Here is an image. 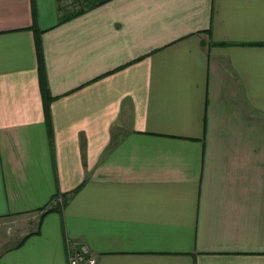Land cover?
<instances>
[{
    "label": "crops",
    "instance_id": "0c3cea01",
    "mask_svg": "<svg viewBox=\"0 0 264 264\" xmlns=\"http://www.w3.org/2000/svg\"><path fill=\"white\" fill-rule=\"evenodd\" d=\"M59 4L0 0V264H264V0Z\"/></svg>",
    "mask_w": 264,
    "mask_h": 264
},
{
    "label": "built area",
    "instance_id": "2783aa9c",
    "mask_svg": "<svg viewBox=\"0 0 264 264\" xmlns=\"http://www.w3.org/2000/svg\"><path fill=\"white\" fill-rule=\"evenodd\" d=\"M66 12H75L83 8L87 0H58ZM95 256L86 245L76 244L68 257V264H95Z\"/></svg>",
    "mask_w": 264,
    "mask_h": 264
},
{
    "label": "rangeland",
    "instance_id": "374dc122",
    "mask_svg": "<svg viewBox=\"0 0 264 264\" xmlns=\"http://www.w3.org/2000/svg\"><path fill=\"white\" fill-rule=\"evenodd\" d=\"M60 7L62 4H59ZM26 218H5L0 220V250L12 245L18 234L32 228Z\"/></svg>",
    "mask_w": 264,
    "mask_h": 264
},
{
    "label": "trees",
    "instance_id": "16d2710c",
    "mask_svg": "<svg viewBox=\"0 0 264 264\" xmlns=\"http://www.w3.org/2000/svg\"><path fill=\"white\" fill-rule=\"evenodd\" d=\"M106 1H109V0H87V3L85 4V6L81 9H79L78 11H75V12H64L63 14H61L58 18V21L61 22L63 20H66V19H69L71 18L72 16H75V15H78L79 13L83 12L84 10L86 9H89V8H92V7H95V6H98L102 3H105ZM38 48V52H39V45L37 46ZM40 72V77H41V80L43 81V73L41 71V69L39 70ZM44 90H46V87H43ZM56 199L57 196H54L53 199ZM50 207L46 208V210L42 213L41 217H40V220L41 218L43 217L44 214L48 213V212H51V211H59V206L57 205V202L56 201H53L50 203ZM31 233L25 235L21 241L17 244V246H19L21 244V242L28 236L30 235Z\"/></svg>",
    "mask_w": 264,
    "mask_h": 264
}]
</instances>
